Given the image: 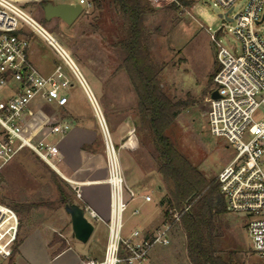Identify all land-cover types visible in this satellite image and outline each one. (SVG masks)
Wrapping results in <instances>:
<instances>
[{
	"label": "rangeland",
	"instance_id": "374dc122",
	"mask_svg": "<svg viewBox=\"0 0 264 264\" xmlns=\"http://www.w3.org/2000/svg\"><path fill=\"white\" fill-rule=\"evenodd\" d=\"M13 1L39 21L69 53L108 124L113 118L109 116L112 113L111 103L127 104L136 113L138 98L126 72H117L120 71L119 62L110 47L111 42L120 36V21L109 0L102 11L95 9L91 14H82L72 25L58 18L44 22L42 0ZM189 1L194 2L192 7L180 6L176 10L169 8L171 0L160 2L156 5L157 12L147 17V29L153 34V54L165 66L161 80L168 94L175 101H190V107L179 116L168 133L184 156L205 175L217 180L218 174L234 158L235 151L226 140L212 136L208 127L209 99L213 89L211 76L218 66V48L211 35L224 25L228 26L226 30L229 32L231 26L219 18L223 11L215 0ZM247 3L248 0H239L236 12L246 7ZM29 39L34 68L42 76H49L60 64L73 85L66 91L70 98L67 110L56 104L35 101L31 111L36 113L39 110V113L32 117L30 127L46 129L65 119L71 123H99L83 88L54 50L37 35L29 36ZM218 40L229 50L239 49V42L230 33ZM95 79L104 86L102 97ZM112 92L119 95H111ZM118 107L114 105V111ZM62 139L57 137L56 141ZM149 158L155 169L154 160ZM54 162L62 171L58 160ZM58 187H62L75 202L72 185L28 151L22 152L3 169L0 202L13 209L20 222L12 256L5 264H78L84 258L103 257L108 234L106 226L86 215L95 231L87 243L78 241L72 233L70 218L61 203ZM147 211V207L141 208L140 215L129 223L128 230L143 229L161 216V211L155 210V207L150 213ZM222 223L223 231L218 243L221 255L234 251L242 263L260 264L261 260L252 253V242L242 220L225 213ZM64 244L65 250L62 249ZM145 264H191L185 234L178 225L171 245L155 247Z\"/></svg>",
	"mask_w": 264,
	"mask_h": 264
},
{
	"label": "built area",
	"instance_id": "2783aa9c",
	"mask_svg": "<svg viewBox=\"0 0 264 264\" xmlns=\"http://www.w3.org/2000/svg\"><path fill=\"white\" fill-rule=\"evenodd\" d=\"M101 1L104 0H42L45 4L81 7L83 15L91 14ZM215 1L223 11L222 19L231 27L227 32L228 26L224 25L211 35L218 48L219 70L213 78L211 96L216 92L218 97L210 96L208 127L212 136L226 140L235 151L234 158L218 174L219 193L226 213L242 220L252 242V253L264 264V0H248L239 12V0ZM228 33L239 42V49L221 45L218 38ZM35 35L54 50L83 88L104 139L109 218L104 220L90 207H81L85 217L89 215L106 226L107 243L101 259L84 258L78 264H145L155 247L171 245L172 232L189 207L182 213L167 209L169 218L165 217L163 224L150 233H125V215L136 196L127 190L119 149L100 105L69 53L13 0H0V175L18 155L28 151L72 185L54 162L61 160L56 138L69 133L71 122L64 120L46 129L31 128L29 124L35 101L62 108L68 100L66 91L73 87L60 64L49 76H42L34 68L29 36ZM74 191L81 199V192ZM144 201L150 203L153 199L146 196ZM139 212L134 210L133 215ZM19 226L17 213L0 202V264L10 260Z\"/></svg>",
	"mask_w": 264,
	"mask_h": 264
},
{
	"label": "trees",
	"instance_id": "16d2710c",
	"mask_svg": "<svg viewBox=\"0 0 264 264\" xmlns=\"http://www.w3.org/2000/svg\"><path fill=\"white\" fill-rule=\"evenodd\" d=\"M106 1L99 2L96 9L102 11ZM109 1L120 21V36L111 42L110 47L119 62L118 69L126 72L138 98L137 133L148 148L165 188L162 203L178 213L189 207L178 226L185 234L190 263L244 264L237 252L230 251L225 256L219 252L222 217L226 210L217 180L205 175L184 156L168 133L179 116L190 107V101H175L161 80L165 66L153 54V34L147 29V17L157 10L150 0ZM44 5L42 2L41 6ZM193 5V1L174 0L169 8L176 10L180 6L190 8ZM218 70L216 66L212 78ZM58 191L64 207L75 204L74 198L62 187H58ZM165 217L169 218L168 213ZM62 249H66L65 244Z\"/></svg>",
	"mask_w": 264,
	"mask_h": 264
},
{
	"label": "crops",
	"instance_id": "0c3cea01",
	"mask_svg": "<svg viewBox=\"0 0 264 264\" xmlns=\"http://www.w3.org/2000/svg\"><path fill=\"white\" fill-rule=\"evenodd\" d=\"M150 1L152 6L156 9V5L166 0ZM171 2L173 1L171 0ZM121 71L122 70L117 72ZM118 76L120 77V74ZM95 82L101 91V97L104 96L105 91L102 82L100 84L97 79H95ZM111 95L118 96L119 94L112 92ZM66 96L68 98L67 103L62 107L65 110H67L70 105V98L68 95ZM118 103L119 102L114 103L115 106H119V109L116 111H114L113 103L110 104L112 113H110L109 116L113 118H110V123L108 125L119 149L127 190L136 196V199L130 203L129 210L125 215V233L130 234L133 230L150 233L160 227L164 222L167 206L162 203V200L165 197L166 191L157 169H153L151 166L149 158V156L151 157L150 152L148 148L143 145V141L137 133L136 113L133 109H130L127 104L118 105ZM37 113H39V110L33 114ZM114 113L118 115H114ZM65 120L69 121V119ZM70 124L71 130L59 142L61 151V160L59 164L62 167L60 173L72 183L73 189H78L81 192V199H78L75 193V204L79 206H88L101 218L107 220L110 215V190L106 183L107 167L105 146L100 125L99 123ZM146 164L148 168H146ZM146 196H151L153 201L150 203L145 202L144 197ZM144 207H147V212L149 213L155 207V210L161 211V216L157 221H153L143 229L133 228L132 230H128L129 223L133 221L136 216L140 215L134 216L133 211L139 210L141 212V208L143 209Z\"/></svg>",
	"mask_w": 264,
	"mask_h": 264
},
{
	"label": "water",
	"instance_id": "95a60500",
	"mask_svg": "<svg viewBox=\"0 0 264 264\" xmlns=\"http://www.w3.org/2000/svg\"><path fill=\"white\" fill-rule=\"evenodd\" d=\"M44 20L46 22L52 19L58 18L68 25H72L77 21V19L82 15V8L73 5L59 4L53 5L47 3L42 7ZM227 16H225L226 18ZM219 18H223L220 14ZM218 94L215 92L212 94L211 98L216 99ZM66 213L71 218L72 232L74 237L82 242L87 243L93 235L94 226L85 217V212L81 206L78 204H68L65 206Z\"/></svg>",
	"mask_w": 264,
	"mask_h": 264
}]
</instances>
